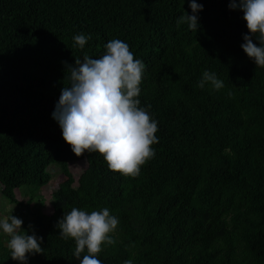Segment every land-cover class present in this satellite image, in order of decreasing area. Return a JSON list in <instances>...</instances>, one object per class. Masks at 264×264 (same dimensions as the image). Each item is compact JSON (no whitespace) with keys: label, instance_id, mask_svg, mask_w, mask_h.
Wrapping results in <instances>:
<instances>
[{"label":"trees","instance_id":"obj_1","mask_svg":"<svg viewBox=\"0 0 264 264\" xmlns=\"http://www.w3.org/2000/svg\"><path fill=\"white\" fill-rule=\"evenodd\" d=\"M229 2L196 0L195 32L176 23L192 15L189 0H0L1 194L22 206L16 190L46 186L50 166L64 176L49 215L24 205L20 232L43 237L34 264H80L56 227L74 207L119 220L102 264H264V68L241 48L246 21ZM81 33L91 37L83 48ZM114 39L144 63L137 98L158 127L135 178L98 152L77 157L52 117L68 67ZM204 71L224 87H198ZM81 161L75 178L69 164ZM0 264L21 262L0 244Z\"/></svg>","mask_w":264,"mask_h":264},{"label":"clouds","instance_id":"obj_2","mask_svg":"<svg viewBox=\"0 0 264 264\" xmlns=\"http://www.w3.org/2000/svg\"><path fill=\"white\" fill-rule=\"evenodd\" d=\"M189 7L192 15L184 12L176 23L178 27L186 23L196 32L197 13L203 10V5L189 0ZM229 9L243 12L248 34L243 36L241 48L256 66L264 68V0H230ZM89 39L90 35L77 34L73 37L74 46L83 48ZM105 48L100 58L84 56L68 67L69 85L62 89L52 117L77 157L85 152H98L109 170L135 178L140 174V167L154 157L151 146L158 143L157 122L140 107L137 98L145 65L134 57L129 45L119 39L109 41ZM206 84L214 90L224 87L216 73L209 71L203 72L198 87L203 89ZM22 224L23 221L13 215L0 219V229L10 237L7 247L11 259L26 264L27 254L43 253V237H37L34 232L22 234ZM118 224V218L111 215L108 208L89 214L74 207L56 227L62 239L75 241L73 256L80 264H102L97 255L102 245L116 243L111 234ZM85 250L87 254L81 256ZM124 264H132V261Z\"/></svg>","mask_w":264,"mask_h":264},{"label":"rangeland","instance_id":"obj_3","mask_svg":"<svg viewBox=\"0 0 264 264\" xmlns=\"http://www.w3.org/2000/svg\"><path fill=\"white\" fill-rule=\"evenodd\" d=\"M84 166L85 163L83 161L71 162L69 164V168L75 178L78 177L80 170L83 169ZM48 171L51 174V180L46 186L34 192L33 195L27 188H21L15 191L16 198L22 204V206L7 202L1 194L0 186V219L13 215L21 219L22 221L29 220V211L24 207V205L29 200H31L29 209H38L41 213L49 215L56 203L55 191L64 176L61 172V169L57 166H50L48 168ZM9 239L10 237L4 234L2 229H0V244L4 247H7ZM27 262H29L30 264H34L29 256Z\"/></svg>","mask_w":264,"mask_h":264}]
</instances>
